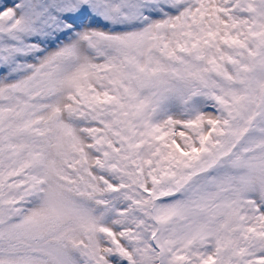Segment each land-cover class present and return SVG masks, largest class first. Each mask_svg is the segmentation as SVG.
<instances>
[{
  "label": "snow or ice",
  "instance_id": "obj_1",
  "mask_svg": "<svg viewBox=\"0 0 264 264\" xmlns=\"http://www.w3.org/2000/svg\"><path fill=\"white\" fill-rule=\"evenodd\" d=\"M0 264H264V0H0Z\"/></svg>",
  "mask_w": 264,
  "mask_h": 264
}]
</instances>
